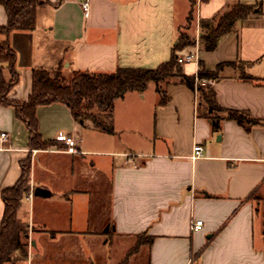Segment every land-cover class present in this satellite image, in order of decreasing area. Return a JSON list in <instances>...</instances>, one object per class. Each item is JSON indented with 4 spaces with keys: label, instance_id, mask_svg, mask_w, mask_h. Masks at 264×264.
<instances>
[{
    "label": "crops",
    "instance_id": "crops-1",
    "mask_svg": "<svg viewBox=\"0 0 264 264\" xmlns=\"http://www.w3.org/2000/svg\"><path fill=\"white\" fill-rule=\"evenodd\" d=\"M42 1L34 29L8 36L18 73L10 100L28 98L33 69L155 68L169 60L189 13L198 38L200 19L217 18L239 0ZM240 1L258 2V10L214 50L193 45L177 55L196 52V61L181 64L186 75L197 73L199 61L208 71L244 63L222 68L210 84L215 100L264 118V0ZM6 21L0 4V26ZM0 68L9 81L7 64ZM166 93L159 104L154 84L126 92L114 103L112 134L84 127L63 103L40 105L38 131L55 143L44 149L28 147L26 125L0 104V132L8 134L0 141V221L2 190L15 184L23 159L31 162L17 211L28 230L19 264H264V127L247 131L222 119L213 131L197 114L195 90L172 80ZM60 134L73 138L77 152L64 150ZM195 144L203 155L192 159ZM195 220H202L197 229Z\"/></svg>",
    "mask_w": 264,
    "mask_h": 264
},
{
    "label": "trees",
    "instance_id": "trees-1",
    "mask_svg": "<svg viewBox=\"0 0 264 264\" xmlns=\"http://www.w3.org/2000/svg\"><path fill=\"white\" fill-rule=\"evenodd\" d=\"M62 0H56L58 5ZM47 1L42 0H0L7 21L0 26V63H6L11 78L5 81L0 68V104L12 106L16 117L28 129V147L31 149H44L53 146L52 140H43L38 131L36 108L51 103L65 104L76 121H82L84 127H89L106 134H112L113 108L117 99L122 98L128 91L143 92L150 83L155 85L159 94V104L168 100L166 86L176 77V81L188 88L197 91V114L210 121L211 129L218 131L222 119L235 120L245 130L254 125L264 127V118H255L245 110L223 108L217 104L215 94L210 84H201L202 79L217 80L219 72L224 66L244 63L220 62L215 69L208 71L201 61L195 75H186L181 64L177 62L176 54L195 44L194 40L186 34H180L177 44L169 60L155 68L117 67L111 72H95L88 70H72L64 72L62 64L53 69H33L31 77V91L24 101L10 100L6 97L10 87L18 82L16 71V52L8 42V36L15 30H32L35 27L36 9ZM258 2L236 1L227 11L217 18L200 19L199 21V47L203 51H212L217 40L223 34L230 32L235 23L255 13ZM187 19L191 20V13ZM244 80H257L249 74L242 73ZM197 80V81H196ZM264 83V80H262ZM21 174L14 185L2 190L1 198L4 203L3 216L0 221V264L23 262L27 257L28 230L27 225L17 217V211L22 198L29 192L30 157L20 163ZM257 202L263 198L255 193L250 195Z\"/></svg>",
    "mask_w": 264,
    "mask_h": 264
},
{
    "label": "built area",
    "instance_id": "built-area-1",
    "mask_svg": "<svg viewBox=\"0 0 264 264\" xmlns=\"http://www.w3.org/2000/svg\"><path fill=\"white\" fill-rule=\"evenodd\" d=\"M82 7H83L84 12L86 13L87 3L83 2ZM197 45H198V43H196V46ZM176 59H177V62L179 64H184V63L196 61L197 60V55H196V52H190V53H186V54H183V55H179L178 54V55H176ZM212 82L213 81L210 80V79H208V80L202 79L201 80V84H212ZM195 91H196V88H195ZM7 138H8V134L6 132H0V141L1 142L5 141ZM58 140L65 144L66 147L64 148V150L66 152H69V153L77 152V149H76L75 144H74V140H73V138L71 136L66 135V134H60L58 136ZM202 155H203V147H202V145L195 144L193 146V148H192L191 158L195 159V158H198V157H200ZM201 224H202V220H195L194 222L191 223V228L197 229V228L200 227Z\"/></svg>",
    "mask_w": 264,
    "mask_h": 264
},
{
    "label": "rangeland",
    "instance_id": "rangeland-1",
    "mask_svg": "<svg viewBox=\"0 0 264 264\" xmlns=\"http://www.w3.org/2000/svg\"><path fill=\"white\" fill-rule=\"evenodd\" d=\"M191 22L192 21L189 20V19H186L185 20L184 24L182 25V27L180 29V34H186V35H188L191 38V40H194L195 41V44L194 45H196V43H198V41H199V38H196V33H194V31L192 29V26L193 25H192ZM176 79H177L176 77L172 78V80H176ZM149 85L152 86L153 83H150ZM15 264H19V262H15Z\"/></svg>",
    "mask_w": 264,
    "mask_h": 264
},
{
    "label": "water",
    "instance_id": "water-1",
    "mask_svg": "<svg viewBox=\"0 0 264 264\" xmlns=\"http://www.w3.org/2000/svg\"><path fill=\"white\" fill-rule=\"evenodd\" d=\"M80 123L82 122L81 120L79 121ZM35 192H38L37 190Z\"/></svg>",
    "mask_w": 264,
    "mask_h": 264
}]
</instances>
